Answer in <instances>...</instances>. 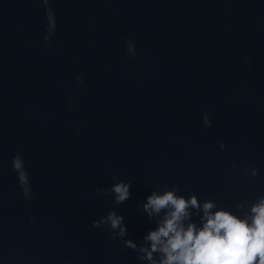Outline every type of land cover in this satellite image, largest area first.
<instances>
[{
    "label": "water",
    "instance_id": "95a60500",
    "mask_svg": "<svg viewBox=\"0 0 264 264\" xmlns=\"http://www.w3.org/2000/svg\"><path fill=\"white\" fill-rule=\"evenodd\" d=\"M164 187L264 194V0H0V264H138Z\"/></svg>",
    "mask_w": 264,
    "mask_h": 264
},
{
    "label": "clouds",
    "instance_id": "9594fccd",
    "mask_svg": "<svg viewBox=\"0 0 264 264\" xmlns=\"http://www.w3.org/2000/svg\"><path fill=\"white\" fill-rule=\"evenodd\" d=\"M13 168L24 194H30V175L25 157H13ZM256 169H253L255 174ZM132 181L116 179L110 186L117 204L132 197ZM153 224L137 240L129 233L124 214L108 210L106 223L112 237L136 253L138 264H264V194L250 204L222 206L212 198L182 193L176 187L152 189L139 205Z\"/></svg>",
    "mask_w": 264,
    "mask_h": 264
}]
</instances>
